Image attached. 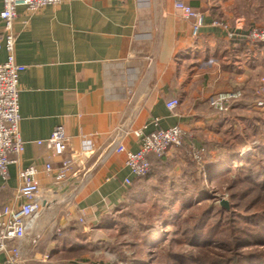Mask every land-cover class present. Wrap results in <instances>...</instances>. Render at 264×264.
Masks as SVG:
<instances>
[{"label": "crops", "instance_id": "obj_1", "mask_svg": "<svg viewBox=\"0 0 264 264\" xmlns=\"http://www.w3.org/2000/svg\"><path fill=\"white\" fill-rule=\"evenodd\" d=\"M184 1L205 14L198 38L175 0H62L36 13L18 8L15 59L25 67L19 81L25 151L9 166L7 179H0V208L20 204L19 172L38 166L41 211L24 241L26 264L79 262L64 256L70 248L84 250V261L112 264L117 208L129 188L125 181L135 179L116 147L138 151L140 135L153 132L158 119L162 129L193 133L189 139L202 150L203 143L220 141L232 121L215 114L209 98L241 89L251 102L264 85V42L248 37L253 25L264 27V0ZM221 20L233 37L214 25ZM6 59L2 50L0 62ZM173 99L180 105L171 112L167 103ZM59 126L69 140L64 158L54 157L46 142ZM84 140H91V152H82ZM149 157L156 172L181 174L173 150L161 161ZM65 158L75 163L59 183L44 164L57 169ZM5 260L0 254V264Z\"/></svg>", "mask_w": 264, "mask_h": 264}, {"label": "trees", "instance_id": "obj_2", "mask_svg": "<svg viewBox=\"0 0 264 264\" xmlns=\"http://www.w3.org/2000/svg\"><path fill=\"white\" fill-rule=\"evenodd\" d=\"M258 99L255 92L251 102L243 99L230 110L243 113L254 108ZM260 117L257 113L255 121L264 126ZM188 140L187 146L201 149ZM202 150L205 159L201 166L185 151L175 152L182 161L178 177L156 172L150 163L148 174L133 180L124 202L117 208L116 218L120 229L117 238H129L131 253L120 256L125 264H264V165L257 169L249 166L255 158H244L224 141L205 142ZM165 157L157 156L160 161ZM239 174L256 194L246 212H263L243 215L209 200L213 199L208 193L210 185ZM234 207L240 208L238 204ZM216 217L217 222L211 224ZM224 231L229 232L227 237L222 236ZM185 245L189 250H178ZM82 253L84 250L70 248L64 256L79 258Z\"/></svg>", "mask_w": 264, "mask_h": 264}, {"label": "built area", "instance_id": "obj_3", "mask_svg": "<svg viewBox=\"0 0 264 264\" xmlns=\"http://www.w3.org/2000/svg\"><path fill=\"white\" fill-rule=\"evenodd\" d=\"M62 0H2L3 10L0 14L2 27L0 30V52L7 53L4 63L0 62V179L6 180L8 169L11 164L18 162L25 151V142L22 140L19 125L20 115V75L25 67L17 64L15 59L16 36L14 23L17 19V10L20 7L26 8L30 13H36L41 9L58 5ZM174 7L183 17L191 23L193 38H198L205 27V14L191 8L184 0H175ZM214 25L224 29L229 36L233 37L228 24L221 21L214 22ZM248 37L254 42H264V28L253 27L249 30ZM264 84V79H263ZM259 97L254 108L264 107V85L256 90ZM241 89L224 91L211 96L208 100L211 110L224 116L229 113L231 106L244 98ZM180 105L178 99L167 103L169 111L174 112ZM159 120L153 121L154 131L148 135L141 134L140 148L136 152L127 151L123 145L116 147V152L126 155L125 166L130 170L134 178L143 177L150 170L149 156L162 157L172 150L180 148L191 136L180 127L162 129L159 127ZM56 158H64L68 148L69 140L65 129L57 127L51 137L46 141ZM43 142H38L42 144ZM93 144L91 140L82 142V152H91ZM204 150H196L194 158L201 163V153ZM74 160L72 158L62 159L61 166L54 169L51 163L44 164L47 173L55 172L57 182L66 180L72 170ZM41 170L38 166H30L19 172L20 186L16 191L18 206L5 205L0 208V254L6 256L5 264H26L27 256L30 254L25 250L24 241L34 230L37 219L40 216L41 203L38 198L40 183L38 176ZM132 181L127 179L125 186L130 187ZM88 264H103L92 262Z\"/></svg>", "mask_w": 264, "mask_h": 264}, {"label": "rangeland", "instance_id": "obj_4", "mask_svg": "<svg viewBox=\"0 0 264 264\" xmlns=\"http://www.w3.org/2000/svg\"><path fill=\"white\" fill-rule=\"evenodd\" d=\"M256 3V0H254ZM250 15V14H248ZM254 17L257 16L256 13L253 14ZM264 21V19H263ZM221 22L229 24L225 20H221ZM264 26V25H263ZM258 27V26H254ZM264 28V27H261ZM264 108V107H263ZM260 109H248L247 111H244L243 113L240 111L238 113H228L226 116L231 117L230 119L232 120L231 123H228L223 130V134L220 136V141L218 142H227L230 143L234 148L241 153V156L244 158H248L249 156H253L255 158V162L249 164V166H253L254 168H259L260 166L264 165V153H262V148H264V126L260 123H257L255 120H257L256 116L257 113L264 119V111H259ZM261 113V114H260ZM238 114V116L234 115ZM236 116V117H235ZM260 117V118H261ZM248 119V121H247ZM250 120V121H249ZM192 134V135H191ZM191 136L190 139L194 137L193 133H189ZM189 142H192L193 140H188ZM185 151L186 154L189 157H193V159L196 161V164L200 165L204 162V156H202V161L199 163L195 158V151L198 150L201 152V149H197L195 147H189L187 146V143L185 142L184 145L180 148L174 149V152L177 151ZM204 152V151H203ZM202 152V153H203ZM201 153V154H202ZM180 154V153H179ZM192 159V160H193ZM259 160V161H258ZM245 164V163H244ZM259 166L257 167V165ZM241 167L240 164H238V167ZM248 166V164H247ZM240 175H235L232 176L230 179L225 180L224 182H216L213 185H210L208 187V193L210 198V201L215 202L214 204L220 205L221 207H224L221 205L222 201H226L228 204L227 209H231L233 211H236L238 213H242L243 215L246 214H257L263 212L262 210L257 211L255 213V210L253 209L252 211L250 210L249 212H246L248 206L250 203L252 204L255 199H256V194L252 193L249 189V186L247 184H244L243 178H240ZM233 188V190H230V188ZM249 190V191H248ZM235 194L236 196H231V194ZM263 197V196H262ZM208 201V202H210ZM240 206L234 207L235 205ZM263 205V204H261ZM234 207V208H233ZM217 222V217L213 219L212 223ZM229 232H222V236H228ZM219 235V237H222ZM129 242V238L127 239L126 237L122 238H115L113 248H115V255L117 258L115 259L112 264H125L124 261H122L121 257L123 256H128L130 255L131 251L129 249V245L127 246V243ZM122 248V249H119ZM138 249V248H137ZM136 249V250H137ZM261 249V248H260ZM178 250H181L182 252H186L189 250V247L185 245L183 248H180ZM216 252H221L219 249L215 248ZM123 252V253H122ZM89 253V252H88ZM85 255V253L80 254L78 259L79 263L81 264H88L92 262H97V260L94 259V261H84L82 256ZM121 256V257H120Z\"/></svg>", "mask_w": 264, "mask_h": 264}, {"label": "water", "instance_id": "obj_5", "mask_svg": "<svg viewBox=\"0 0 264 264\" xmlns=\"http://www.w3.org/2000/svg\"><path fill=\"white\" fill-rule=\"evenodd\" d=\"M221 205L224 206L225 208H228V204H227L226 201H222V202H221Z\"/></svg>", "mask_w": 264, "mask_h": 264}]
</instances>
